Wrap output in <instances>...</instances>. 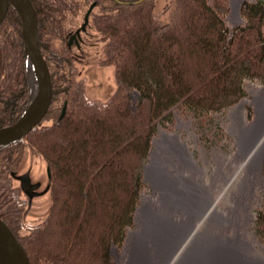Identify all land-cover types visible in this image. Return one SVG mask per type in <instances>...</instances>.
Instances as JSON below:
<instances>
[{"label": "trees", "instance_id": "16d2710c", "mask_svg": "<svg viewBox=\"0 0 264 264\" xmlns=\"http://www.w3.org/2000/svg\"><path fill=\"white\" fill-rule=\"evenodd\" d=\"M176 1L180 18L171 25L154 15L155 0H32L53 99L39 124L0 147V217L14 232L25 226L27 200L4 179L28 146L50 168L47 216L15 233L32 264H116L112 246L132 223L158 121L180 103L224 108L245 94L246 78L264 80V0L243 1L244 22L233 28L223 18L229 0ZM94 2L95 29L110 40L106 61L116 67L118 88L106 102L72 90L78 45L55 44L80 28ZM29 95L22 17L10 5L0 25V127L19 118Z\"/></svg>", "mask_w": 264, "mask_h": 264}, {"label": "rangeland", "instance_id": "374dc122", "mask_svg": "<svg viewBox=\"0 0 264 264\" xmlns=\"http://www.w3.org/2000/svg\"><path fill=\"white\" fill-rule=\"evenodd\" d=\"M229 1L230 9L223 14V18L226 25L233 28L244 22L241 5L246 0H241L239 3L237 0ZM89 9L81 15L80 28H75L70 35L71 42L68 43L69 37L65 41L58 38L55 44L57 48L62 45L61 42L73 45L76 42L72 41V38L78 40L81 37L78 40V48H73L75 56L73 61L76 68L72 90L77 92L79 89L81 94L90 100L106 102L118 88L116 67L115 63L106 61L110 40L102 39V35L98 34L95 29L93 15L99 11L96 9L92 12V8L88 21L85 23ZM180 13L181 9L176 0H155L154 15L159 21L175 24L179 21ZM84 23L85 27H83ZM63 48L64 46L61 47ZM244 88L245 94L237 102L224 108L200 109L180 103L174 105L169 114L158 121L148 154L142 163V187L132 223L126 227L124 239L112 246V256L116 264H127L130 237L133 232L140 229L138 217L141 206L147 200H152L155 204V200L159 197V191L147 178L146 172L152 162L154 152L159 151L161 156L169 152L163 145H160L164 144L163 135L167 134L175 135L186 142L192 154L196 166L194 168L186 166L182 172L192 175L191 178L195 181L208 185L212 194L219 197L218 209L223 214L232 216L231 225L229 223L223 226L212 224L217 227H212V230L214 228L223 237H233L234 234L241 233L252 244V254L256 257V260L249 264H264V229L259 216V213L264 212V155L259 167H253L256 177L253 191H250L246 185L242 188L240 184L246 174V166L237 180L230 185L224 174L231 175L245 160L244 153L243 156L240 153V130H244L251 124H254V127L261 126L264 122V80L257 77L246 78ZM135 94L137 93H134V98ZM241 104H243L242 107ZM45 122H50V120L47 118ZM19 158L17 167L10 172L7 179H4L6 180L4 183L27 200L22 213L25 226H18L14 232L24 235L30 231L27 227L41 222L47 216L52 204V188L50 168L42 153L28 146ZM179 162L178 156L174 155L172 163ZM173 171L177 173L176 169ZM24 175L29 176V183L34 190L24 187ZM225 187L227 191L222 194ZM247 207L251 208L247 209ZM174 215L180 217L178 213ZM187 215L186 213L183 218ZM195 218L196 223L200 221L201 227L207 223V219L201 220V216Z\"/></svg>", "mask_w": 264, "mask_h": 264}, {"label": "bare ground", "instance_id": "6f19581e", "mask_svg": "<svg viewBox=\"0 0 264 264\" xmlns=\"http://www.w3.org/2000/svg\"><path fill=\"white\" fill-rule=\"evenodd\" d=\"M261 124L257 127L251 124L240 130V153L242 156L244 153L245 160L231 175L224 173L229 185L237 180L246 166L240 184L253 191L256 183L253 167H259L264 155V122ZM163 143L160 145L169 152L165 156L159 151L154 152L147 169L160 194L155 204L147 200L141 206L140 229L130 237L127 264H249L256 260L252 244L241 233L223 237L214 230L217 227L212 224L231 225L232 216L218 209L219 197L212 194L208 185L182 172L186 166H196L186 142L167 134L163 135ZM174 155L178 156L179 163H172ZM226 191L225 187L222 194ZM177 213L180 217L174 215ZM186 213L187 217L183 218ZM196 216L207 219V223L201 227L200 221L196 223Z\"/></svg>", "mask_w": 264, "mask_h": 264}, {"label": "water", "instance_id": "95a60500", "mask_svg": "<svg viewBox=\"0 0 264 264\" xmlns=\"http://www.w3.org/2000/svg\"><path fill=\"white\" fill-rule=\"evenodd\" d=\"M10 5L17 8L22 17L30 95L19 118L11 124L0 127V147L19 140L35 125L39 124L46 115L53 99V81L50 67L39 46V21L36 8L32 0H0V25ZM93 5L95 2L86 13L85 23L88 21ZM85 23L83 27H85ZM66 107L67 102L61 116L64 115ZM28 184L29 176L24 175V187L27 188ZM0 264H32L26 248L2 217H0Z\"/></svg>", "mask_w": 264, "mask_h": 264}, {"label": "flooded vegetation", "instance_id": "af4514ba", "mask_svg": "<svg viewBox=\"0 0 264 264\" xmlns=\"http://www.w3.org/2000/svg\"><path fill=\"white\" fill-rule=\"evenodd\" d=\"M80 38H81V37H80ZM80 38H79V39H80ZM70 39H71V37H69L68 43L71 42ZM79 39H78V40H79ZM73 40H74V42H76V44H77V41H78V40H77L76 38H72V41H73ZM71 45H72V44H71ZM16 174H17V173H16ZM146 174H147V178H149L147 172H146ZM149 179H150V178H149ZM28 189H29V190H34V189L32 188V186H31V183L28 184Z\"/></svg>", "mask_w": 264, "mask_h": 264}]
</instances>
